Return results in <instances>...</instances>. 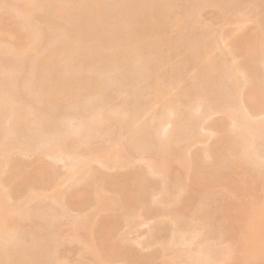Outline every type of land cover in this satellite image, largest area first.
I'll return each mask as SVG.
<instances>
[{"label":"bare ground","instance_id":"bare-ground-1","mask_svg":"<svg viewBox=\"0 0 264 264\" xmlns=\"http://www.w3.org/2000/svg\"><path fill=\"white\" fill-rule=\"evenodd\" d=\"M107 2L0 0V264H264V0Z\"/></svg>","mask_w":264,"mask_h":264},{"label":"rangeland","instance_id":"rangeland-1","mask_svg":"<svg viewBox=\"0 0 264 264\" xmlns=\"http://www.w3.org/2000/svg\"><path fill=\"white\" fill-rule=\"evenodd\" d=\"M105 2L108 4L107 0H105ZM103 3H104V1H103ZM107 4H106V6H107ZM109 4H111V3H109ZM109 4H108V5H109ZM104 5H105V3H104ZM109 7H111V5H110ZM209 8H211V9H209ZM212 8H213V7H211V6H210V7H209V6L206 7V10H204L205 13H206V15H207V14H208V15L211 14L212 11H213V9H214V11H215V8H213V9H212ZM207 9H208V10H207ZM207 11H208V12H207ZM210 11H211V13H210ZM214 11H213V12H214ZM205 13H204V14H205ZM206 15H205V16H206ZM208 15H207V16H208ZM206 18H208V17H206ZM248 24H249V25H248L247 31H248L249 27L251 28V24H252V27H253V23H248ZM189 25H190V24H189ZM189 25L187 24V30H188V27L190 28V26H191V25H190V26H189ZM214 25H215V24H214ZM214 25H213V28L216 27V29H215V28L212 29V33H214L213 30H217V29H218V26H216L217 24H216L215 26H214ZM254 26H255V25H254ZM192 27H193V26H192ZM196 28H199V26H197ZM196 28L193 27V28H191V29H189V30H191V31H195ZM253 28H254V27H253ZM253 28H251V29H253ZM200 31H201V30H200ZM244 31L246 32V30H244ZM249 31H250V29H249ZM196 32L199 33L198 30H196ZM196 32H195V33H196ZM245 32H244V33H245ZM167 33H168L170 36L172 35V37H175V36H176V35H174V34H176V32H174V31H172V30H171V32L168 31ZM170 33H171V34H170ZM173 33H174V34H173ZM192 34H193V33H192ZM173 35H174V36H173ZM183 43H185V42H183ZM190 72H191V71H190ZM192 73H193V71L191 72V74H192ZM193 74H195V73H193ZM189 77H190V73H189ZM190 78H191V77H190ZM190 78H188V80H189ZM191 80H192V79H191ZM191 80H189V81H187V82H190ZM67 110L69 111V109H67ZM70 110L73 111L72 108H70ZM68 111L65 112V113H68V115L71 116L72 114H69ZM71 111H70V112H71ZM199 112H200V111H199ZM259 112H260V111H259ZM261 112H263V111H261ZM49 113H52V112H49ZM65 113H64V114H65ZM71 113H72V112H71ZM196 113H198V111H196ZM198 114H199V113H198ZM200 114H201V112H200ZM262 115H264V112L262 113ZM262 115H261V113H260V115H259V113H258V114L255 116L254 119L256 120V118H258L257 121H258L259 119H261V118L263 119L264 116H262ZM58 116H59V115H55V116H54V114H53V117H52V115H51V119L54 118V117H55V119H56V117H57V118H58V122H60V121L65 120L66 118H69V117H67L66 115L63 116V119H62L61 116H60V117H58ZM211 116H212V117H210L211 119H208V121H209V120H210V121H209V122L207 121V123H206L207 125H206V126L211 125V123L214 122V121H216V120H217V121H220L221 119H220L219 117L222 116V115H219V116H218V115L215 114V116H214V115H211ZM261 116H262V117H261ZM260 117H261V118H260ZM148 118H149V116L147 117V120H148ZM218 118H219V120H218ZM55 119H52V120L55 121ZM59 119H60V120H59ZM211 120H212V121H211ZM255 120H254V121H255ZM56 121H57V119H56ZM217 121H216V122H217ZM210 122H211V123H210ZM203 127L206 128V130L209 128V126H208V127H205V125H204ZM203 127H202V128H203ZM164 128H165V127H164ZM168 129H169V127H167V128L165 129V131H167ZM163 130H164V129H163ZM206 130H204L203 132H206ZM163 132H164V131H163ZM201 132H202V129H201ZM207 133H209V132H206V135H207ZM165 134H166V133H165ZM204 134H205V133H204ZM204 134H203V135H204ZM22 135H23V134H22ZM22 135H21L20 139L22 138ZM25 136L27 137V134H24V137H23L22 141L25 140V141H29V142H31L34 138L37 139V137H35V136H33V135H32V137H31V135H29V136L25 139ZM29 137H30V138H29ZM28 139H29V140H28ZM31 139H32V140H31ZM213 140H215V139L213 138ZM213 140L211 139V141L209 140L210 142H206V144H201V146H203V147H204V146H205V147H206V146H209V145H211V143H213ZM35 141H36V140H34V141H32V142H35ZM207 143H208V145H207ZM201 146H200L199 144H198L197 146H196V144L193 145V146L191 147V152H192V151H193V152H196V151H195V148H196V147H197L196 149H199V150L202 149L203 147H201ZM199 150H198V151H199ZM191 152H190V153H191ZM34 157H35V156H34ZM34 157L32 156V159H33ZM30 159H31V158H30ZM32 159H31V160H32ZM44 159H46V158H44ZM44 159H43V160H44ZM34 160L37 161V160H36V157L34 158ZM48 160H49V158H48ZM25 161H26V163H29V162H30V164H32V163L34 162L33 160H32V162H31L29 159H25ZM46 161H47V160H46ZM51 161H52V159H50L49 162H50V163H53V162H51ZM54 162H55V161H54ZM55 163L57 164L56 166H58V167H57V171H58L59 166L62 167V165H61V163H59V165H58L57 162H55ZM136 163H137V164H136ZM136 163H135L136 165H134V166L137 167V168H135V169H139L140 166L143 167V163H141L140 161H139V162H136ZM53 164H54V163H53ZM28 165H29V164H28ZM97 165L99 166V164H97ZM97 165L95 164V166H97ZM98 166H97V167H98ZM248 166L250 167V165H248ZM261 166H264V165L261 164ZM261 166L258 167V168H253L252 166L249 168V167L246 166L247 169H248V168L250 169V170H247L248 172H246V170H245L244 168H241V169H243V171L245 170V172H246L247 174L250 172L251 175H252V173H254L253 176H256V177H257V175H258V176L260 177V175L263 174V173H261V172H264V168L261 167ZM61 167H60V168H61ZM99 167H100V166H99ZM254 169H257V170H254ZM258 169H259V170H258ZM260 169H262V170H260ZM62 170H63V169L61 168V171H62ZM130 170H131V169H130ZM132 170H134V169H132ZM192 170H193V169L191 168V169L189 170L188 174H190L191 172H193ZM61 171H59V172H60V173H59V176H61V177L63 178V177H64L63 175H64V173H65L66 171H62V172H64V173H62ZM253 171H254V172H253ZM257 171H259V172H257ZM125 172H126V171H125ZM228 172H229V171H228ZM228 172H225V174L227 173V174H226V176H227L226 178H228V177L230 176V175H228V174H230V173H228ZM240 172L242 173V171H241V170L238 171L239 175H240ZM255 172H256V175H255ZM112 173H117V172H114V170H113ZM195 173H196V170H194V172L191 173V174L193 175V174H195ZM259 173H261V174L259 175ZM60 174H61V175H60ZM242 174H243V173H242ZM242 174H241V176H242ZM247 174H246V175H247ZM241 176H240V178H241ZM61 177L58 178L60 182H61L60 179H62ZM234 177L237 178V176H234ZM243 177H244V179H245L246 176H243ZM243 177L241 178L242 180H243ZM250 177H251V176L248 175V177H246V178H249V179H250ZM229 178H230V177H229ZM229 178H228V180H229ZM240 178H238V179L241 180ZM254 178H255V177H253V180H254ZM238 179H235V180H236V183H237V186H239L240 184L243 185V183H242L241 181H238ZM62 180H63V179H62ZM230 180L232 181V178H230ZM247 180H248V179H247ZM256 180L258 181V178H256ZM256 180H255L254 182H256ZM259 180H260V179H259ZM250 181L252 182V180H250ZM250 181H249V183H250L249 185L251 186L253 183H251ZM257 183H259V182H257ZM238 184H239V185H238ZM254 184H255V183H254ZM192 186H194V187H192ZM195 186H197V185H195V184H193V185L190 184V185H189L190 189L195 188V189H194L195 191L190 190V191L187 192V194H189V192H191V193H193V194L196 193V192L198 193V194L196 193V195H194L195 197L193 196V194H191V193L189 194V196H192V198L195 199V200H193V201L195 202L196 205H194V203L192 202V200H191L192 198H189V196H185V197H184V194L181 196L180 200L183 201L185 198L190 199L191 202L193 203V206H192V207L200 206V205L205 206L206 204H205L203 201H204V199H205V202H206V200H207V198H208V195H207L206 193H204V194L202 195V191H200L201 193L198 192V189H199V188H198V186H197V187H195ZM235 186H236V185H235ZM235 186H233V187L236 188L237 186H236V187H235ZM254 186H256V185H254ZM259 186H260V185H258V186L256 187L258 191H259V188H260ZM196 188H197V189H196ZM253 188H254V187H253ZM216 189H218V190H216ZM216 189L213 190V191H214V193H216L217 195H216V194H215L216 196L213 195V192H212V195H213V196H210V197H211L210 199H212V198L215 197V198H217V201L215 202L214 200H210V201L207 200V201H208L207 205L209 204V206H211V204H212L211 202L214 201V203H215V204H212L213 206H211L210 209L207 207V208H208L207 213H209V211L212 210L213 207L215 208V207L219 206V208H220V207L222 206V204L226 201V199H229V198L231 197V196L229 197V193H230V195H231V192H228V191L224 188V186H218ZM223 189H224V190H223ZM238 189L241 190L240 188H238ZM238 189L235 190V189L232 188V192H234V193H232V197L234 198V199L231 198L232 200H238L237 196H238V197H241V195L243 194V192H242L243 189H242V191H241V194H240V192L237 193V192L239 191ZM251 189H252V187H251ZM196 190H197V191H196ZM199 190H200V189H199ZM234 190H235L236 192H235ZM253 190H254V189H253ZM215 191H216V192H215ZM223 191H226L227 193H225V192H223ZM254 191H256V190H254ZM221 192H222V193H221ZM260 192H261V191H260ZM153 193H154V192H153ZM224 193H225V194H224ZM256 193H257V192H256ZM155 194H157V192H155ZM155 194H154V196H155ZM185 194H186V193H185ZM187 194H186V195H187ZM219 194H220L221 196H218ZM226 194H228V195H226ZM258 194H259V193H258ZM258 194H257V196H260L261 193H260L259 195H258ZM199 195H202V197L199 198V197H198ZM205 195H207V196H205ZM224 195H225L226 197H225ZM261 195H262V194H261ZM243 196H244V194H243ZM243 196H242V197H243ZM183 197H184V199H183ZM197 197H198L199 199H196ZM206 197H207V198H206ZM223 197H224V198H223ZM221 198H223V199H221ZM258 198H259V197H258ZM187 199H186V200H187ZM202 199H203V200H202ZM208 199H209V198H208ZM219 199H220V200H219ZM259 199H261V198H259ZM186 200H184V201H186ZM199 200H200V201H199ZM201 200H202V201H201ZM215 200H216V199H215ZM218 200L220 201L219 203H220L221 205H220V204L218 205V203H217ZM222 200H223V202H222ZM229 200H230V199H229ZM241 200L244 201L243 198H241ZM196 201H197V203H196ZM239 201H240V199H239ZM198 202H199V203H198ZM201 202H202V203H201ZM33 203H35V201H32V203H31V207H32V204H33ZM46 203H48V201H46ZM210 203H211V204H210ZM198 204H199V205H198ZM203 204H204V205H203ZM207 205H206V206H207ZM35 206H36V203L33 204V207H35ZM154 208H155V209H154ZM158 208H159V207H157V206L155 207V206H154V207H153V210L155 211V210L158 209ZM214 208H213L212 212L215 214V211H216L215 209H216V208H215V209H214ZM219 208L217 207V209H219ZM70 210H72V211H69V214H71L72 216H74V215H73L74 212H75V213L78 212V211L75 210V209H74V210H73V209H70ZM219 210H220V213H221V212L224 213V211H221V209H219ZM219 210H218V211H219ZM73 211H74V212H73ZM156 211H157V210H156ZM218 211H216V214H217ZM71 212H73V213H71ZM118 212H119V211H118ZM119 213H121V212H119ZM210 213H211V211H210ZM213 213H212V214H213ZM218 213H219V212H218ZM220 213H219V214H220ZM116 214H118V213L116 212ZM212 214H211V215H212ZM216 214H215V216H216ZM230 214H232V212H231ZM118 215H119V214H118ZM121 215H122V213H121ZM217 215H218V214H217ZM223 215H224V214H222L221 216H223ZM189 216H191V215H189ZM189 216H188V218H187V217H186V218H183V221H187V222H184V223H188V221L190 220ZM213 216H214V215H213ZM218 216H219V215H218ZM221 216H220V217H221ZM216 217H217V216H216ZM49 218H50V217H49ZM47 219H48V218H47ZM47 219H41L44 223L46 222V224H44V226L47 225L48 227H50L51 224H52V225H53V223L57 224V222H58V219H57V218H56L57 220L54 219V221H53V220L51 221V218H50L49 220H47ZM188 219H189V220H188ZM36 220L41 221V220H39V219H36ZM46 220H47V221H46ZM142 220H144V221H143V224H144L145 226H142V225H143V224H142V225H140V226H142L143 228L140 227V226H138V227H140V228H138L137 226H136V227H133V228H137V229H134V230H133V228L131 229V230L133 231V233H132V231H129V228H128V229L126 228L125 231H123L124 228H125L124 225H122V230L119 229V231H122V235L124 234L125 236H130L129 239H131V240L128 241V238H127V241H128V242H130V241L132 242L133 239H135L134 242H133V244H134V246H135V243H137V248H139V245H138V244L141 245V242H142V241H145L143 237H144V235H145V239H146V236L149 234V231H148L149 228H148V226H149V224L152 222V220H149V219H142ZM42 221H41V222H42ZM48 221H49V222H48ZM68 221H70V220H68ZM68 221H66L65 223H67ZM145 221H147V222L144 223ZM154 221H155V220H153V222H154ZM50 222H53V223H50ZM153 222H152V223H153ZM189 222H190V221H189ZM35 223H36V224H39V223H37V222H35ZM48 223H49V224H48ZM69 223H71V222H69ZM152 223H151V224H152ZM55 224H54V225H55ZM146 224H147V225H146ZM153 224H154V223H153ZM191 224H192V225H191ZM194 224H195V223H194ZM230 224H231V223H230ZM40 225H43V223L40 224ZM49 225H50V226H49ZM64 226H65L66 230H68V227H67V226H70V224L68 225V223H67V225L64 224ZM191 226L193 227L194 225H193V223L190 222V227H191ZM198 226H199V225L197 224V228H198ZM123 227H124V228H123ZM149 227H150V226H149ZM192 227H191V228H192ZM195 227H196V224H195ZM195 227L192 228V230H193V229H194V230L197 229V228H195ZM120 228H121V227H120ZM130 228H131V227H130ZM150 228H151V227H150ZM139 229H140V230H139ZM137 230H139V231H137ZM198 230H199V228H198ZM128 231H129V233H126V232H128ZM147 231H148V234L146 235L145 232H147ZM166 232H167V231H166ZM166 232H165V235H164V233H162L161 237L165 238L164 236H167V237L170 236V238H171V236H172V235H171V234H172L171 232H172V231L170 232V230H168V233H171V234H169V235H168V233H166ZM215 232H216V231H214V233H212V236H215V235H217V236H215L214 238H212V236H210V238L213 239V240H212L213 243L216 242L215 244L218 245V244H220V242H219L220 237L222 238V240L224 239V238L222 237V236H223V235H222L223 231L221 232V234H220V231L216 232L217 234H215ZM119 234H120V233H119ZM127 234H128V235H127ZM129 234H130V235H129ZM131 234H132V235H131ZM193 234H194V233H193ZM223 234H224V233H223ZM120 235H121V234H120ZM124 235H123V236H124ZM190 235H192V234H190ZM210 235H211V232H210ZM218 235H220V236H218ZM221 235H222V236H221ZM123 236H122V237H123ZM125 236H124L123 238H126ZM131 236H132V237H131ZM161 237H160V239H161ZM167 237H166V238H167ZM189 237L193 239L194 237L196 238L197 236H194V237H193V236H192V237L189 236ZM189 237H187V239H188ZM166 238L163 239V241H165V240H169V239H170L169 237H168V239H166ZM195 238H194V239H195ZM218 238H219V239H218ZM225 238H226V236H225ZM142 239H143V240H142ZM147 239H148V238H147ZM147 239H146V240H147ZM192 239H191V241H194V240H192ZM197 239H198V238H197ZM197 239H196L195 242H197ZM217 239H218V241H216ZM138 240H139V241H138ZM141 240H142V241H141ZM198 240H199V239H198ZM135 241H137V242H135ZM160 241H162V240H160ZM186 241H190V240H186ZM214 241H215V242H214ZM218 242H219V243H218ZM143 243H144V242H143ZM143 243H142V244H143ZM25 244H26V246H27V248H28V243L26 242V243H24V244L22 245V247L24 246L23 249L26 248ZM131 244H132V243H131ZM185 244H187V243H185ZM71 245H72V243H71L69 246H71ZM73 246H74V247H73ZM77 246H78V247H77ZM158 246H159V245H158ZM160 246H161V245H160ZM184 246L187 248V245H183V247H184ZM194 246H195V245H194ZM194 246H193V247H194ZM72 247H73L74 249H73V248H69V251H70V252H71V250L73 251V252L70 253L71 257L68 258V256H67V258H66V256H64V255H65V252L61 253L59 256L62 257L61 255H63V256H64V257H63L64 259H66V260H67V259H70L71 262H73L74 259L79 260L80 258H82L81 256H84L83 254H85V253H82V254H80L81 256L78 255V256H79V259H78V257L76 258V255L79 254L80 251H79V250H78V251H77V250L75 251V249H77V248L79 249V248H80V245H78V244L76 243L75 245H72ZM76 247H77V248H76ZM183 247H182V248H183ZM27 248H26V249H27ZM67 248H68V245L66 246V249H67ZM134 248H135V247H134ZM140 248H142V245H141ZM156 248H157V246H154V247H153V249H156ZM162 248H163V247H161V250H162ZM146 249H147V248H146ZM150 249H151V248H150ZM153 249H152V251H153ZM158 249H160V247H158ZM142 250H143V252H141V250H140V252H141L142 254H143L144 252H145L144 254H146V253L148 254V252H150L149 248L147 249L148 252L145 250V248H143ZM161 250H160V251H161ZM69 251H68V252H69ZM152 251H151V252H152ZM154 251H157V249L154 250ZM77 252H78V253H77ZM151 252H150L148 255H151ZM157 252H158V251H157ZM80 253H81V252H80ZM153 253H155V252H152V254H153ZM159 253H160V252H159ZM66 254H67V253H66ZM72 254H75V257H74V255H72ZM156 254H157V253H156ZM158 255H159V254H158ZM158 255H155L156 257H158L157 259L155 258L156 260L153 259L154 262H155L156 264H157L156 261H157L158 259H159L158 261H160V260L163 261V259H162V253H161V255H160V256H161V259L159 258L160 256H158ZM72 256H73V257H72ZM60 257H59V258H60ZM86 257H87V256H86ZM145 257H147V259H148V256H147V255H145ZM149 257H150V256H149ZM153 257H154V255H153ZM168 257H169V256H168ZM168 257H166V259H168ZM73 258H74V259H73ZM60 259H61V258H60ZM64 259H63V260H64ZM82 259H83V258H82ZM82 259H81V260H82ZM84 259H85V258H84ZM84 259H83V261L85 262L86 260H84ZM76 260H74V262H75ZM83 261H80V260H79V261L75 262V264H76V263L79 264L78 262L81 263V262H83ZM179 261H180V260H179ZM179 261H177V262H179ZM66 262H68V261H66ZM71 262L69 261L70 264H71ZM85 263H86V262H85ZM158 263H162V262L160 261V262H158ZM181 263H183V262H180V264H181ZM178 264H179V263H178Z\"/></svg>","mask_w":264,"mask_h":264}]
</instances>
